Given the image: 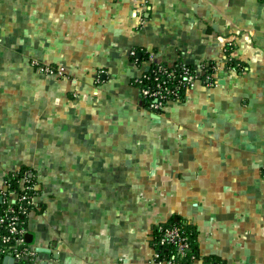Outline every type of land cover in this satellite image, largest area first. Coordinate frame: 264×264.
Wrapping results in <instances>:
<instances>
[{
    "label": "crops",
    "instance_id": "crops-1",
    "mask_svg": "<svg viewBox=\"0 0 264 264\" xmlns=\"http://www.w3.org/2000/svg\"><path fill=\"white\" fill-rule=\"evenodd\" d=\"M132 52L200 79L151 112ZM22 168L40 264H158L170 218L264 264V0H0V188Z\"/></svg>",
    "mask_w": 264,
    "mask_h": 264
},
{
    "label": "built area",
    "instance_id": "built-area-1",
    "mask_svg": "<svg viewBox=\"0 0 264 264\" xmlns=\"http://www.w3.org/2000/svg\"><path fill=\"white\" fill-rule=\"evenodd\" d=\"M139 66L140 74L132 82L138 89L143 105L155 113L163 111L169 102L177 100L181 93L192 88L200 79L197 72L190 70L183 62L177 68L166 63ZM39 68L47 73H61L50 66ZM20 189V192L12 189L5 180L0 188L3 203L0 209V264H3L5 257L11 258V264H40L36 257L37 250L25 238L27 216L30 209L37 206L35 197L38 191L33 185L26 184L24 178L20 180ZM153 250V260L158 264H193L195 260L188 253V238L176 225L160 230ZM188 258L191 260L188 261Z\"/></svg>",
    "mask_w": 264,
    "mask_h": 264
},
{
    "label": "trees",
    "instance_id": "trees-1",
    "mask_svg": "<svg viewBox=\"0 0 264 264\" xmlns=\"http://www.w3.org/2000/svg\"><path fill=\"white\" fill-rule=\"evenodd\" d=\"M133 60H135L138 64H142L141 61H142V57H137L134 53L133 55ZM180 62H177L175 64H173V67L174 68H177L179 66ZM228 64L230 66H233V67H236V61H234L233 59H231ZM187 67L193 71V69L191 68V66L187 65ZM184 96V93H181L179 99L183 98ZM25 179L26 181V184H30V185H33L34 186V189L36 191H40L39 189V186H36V183H35V179L33 178V174H32V171L28 170V169H25V168H22L20 170H17V171H14V172H10L8 173L4 180L5 182H7L9 184V186L12 188V189H16L18 192L22 191L20 189V180L22 179ZM34 190V191H35ZM31 192V191H30ZM3 203L0 202V209L2 207ZM38 207V206H37ZM37 207H33L30 209V211L32 210H35L37 209ZM40 209V207H39ZM173 226V225H176L178 226L179 228H181L186 237L188 238L189 242H190V250H189V256L192 257L191 259H197L198 257H202L205 261L207 262H210L209 264H216L217 260L213 257H210L208 256L209 258H207V256H202L198 253V250L196 248V239H195V230L193 228V226L188 223L186 220L184 219H180L178 218L177 220H175L174 218H170L169 220H167L166 222H162L160 223L159 225H157L154 229V235L152 237V245L154 246V242L155 240L158 238L159 236V233H160V230L164 227H169V226ZM173 250V249H172ZM188 258V261L191 260Z\"/></svg>",
    "mask_w": 264,
    "mask_h": 264
},
{
    "label": "water",
    "instance_id": "water-1",
    "mask_svg": "<svg viewBox=\"0 0 264 264\" xmlns=\"http://www.w3.org/2000/svg\"><path fill=\"white\" fill-rule=\"evenodd\" d=\"M0 202H1V197H0ZM25 238H26V242L27 243H30L31 241H32V234L31 233H29V232H27L26 234H25ZM36 250L38 251V252H49L50 250L49 249H45V248H42V247H38V248H36ZM11 258H9V257H5L4 258V262H3V264H11ZM46 264V263H45Z\"/></svg>",
    "mask_w": 264,
    "mask_h": 264
}]
</instances>
